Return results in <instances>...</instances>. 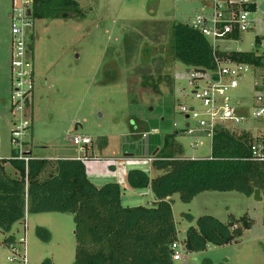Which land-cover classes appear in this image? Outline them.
I'll list each match as a JSON object with an SVG mask.
<instances>
[{"label":"rangeland","instance_id":"obj_1","mask_svg":"<svg viewBox=\"0 0 264 264\" xmlns=\"http://www.w3.org/2000/svg\"><path fill=\"white\" fill-rule=\"evenodd\" d=\"M80 16L35 18L29 46L36 85L30 124L23 141L30 144L36 158L81 156L87 159L85 171L96 186L114 182L118 198L125 206H151L154 195L149 186H128L127 160L153 156L167 134L177 143L183 157L203 159L210 154L211 141L194 127L185 131L187 122L180 105L198 106L191 96L188 81L191 70L165 53L168 27L173 22L190 24L202 13L199 0H76ZM256 24L243 33L242 42L232 48L249 50L254 35H264L262 18L264 0H256ZM9 5L0 0V157H11L9 130L13 120L9 102ZM107 65V66H106ZM117 72L113 82L104 81ZM172 78L169 87L160 84L154 92L140 84V75ZM208 77V74L206 75ZM253 74L243 75L239 89L231 95L245 108L241 128L255 133L264 129V120L251 116L253 109ZM202 84V82H199ZM191 124H195L191 121ZM239 127V128H240ZM91 139L85 149L73 145L71 136ZM194 137L202 144L191 147ZM29 148V147H28ZM26 147V149H28ZM137 166V164H133ZM10 172L12 170L6 166ZM149 177L159 172L146 163ZM255 200L242 189L202 190L189 201L171 195V213L181 241L188 226L198 216L210 215L221 223L243 215L252 219L249 229L223 245L210 242L203 249L185 251L172 264H264V195ZM73 216L65 211L25 213L24 222L15 224L12 233L18 242L25 235L27 264H73L75 238ZM0 264L9 262L8 248L2 245Z\"/></svg>","mask_w":264,"mask_h":264},{"label":"trees","instance_id":"obj_2","mask_svg":"<svg viewBox=\"0 0 264 264\" xmlns=\"http://www.w3.org/2000/svg\"><path fill=\"white\" fill-rule=\"evenodd\" d=\"M72 15H82L76 0H34V18ZM165 53L171 63L177 61L197 72L214 70L213 54L218 58L225 56V51L213 52L210 41L190 24L180 22L168 27ZM228 56L259 64V58L251 52H229ZM106 71L105 82L117 79V72L109 76ZM171 83L172 78L166 74L140 75V84L154 92L159 91L160 84L169 87ZM239 127L218 122L210 154L203 159L183 157L180 146L167 134L151 162L159 173L149 177L145 170L131 168L126 175L132 189L149 186L155 198L151 206L121 204L117 184L96 187L80 159L31 157L25 164L13 158L15 151L11 149V157L0 158L2 243H17L11 229L24 222L26 212L57 210L73 216V264H172L170 245L177 239L172 194L183 201L202 190L242 189L250 195L258 189L264 195V161L252 159L250 151L257 136ZM251 225L252 219L246 215L231 216L226 223L202 215L187 227L182 242L185 251L203 249L208 242L223 245L236 241Z\"/></svg>","mask_w":264,"mask_h":264},{"label":"built area","instance_id":"obj_3","mask_svg":"<svg viewBox=\"0 0 264 264\" xmlns=\"http://www.w3.org/2000/svg\"><path fill=\"white\" fill-rule=\"evenodd\" d=\"M179 1V0H174ZM202 13L197 14L190 26L206 37L214 51H225V56L218 58L213 54L215 67L211 72L191 70L188 85L191 96L199 107L180 105L187 122L185 131L193 133L194 127L212 140L215 126L218 122H227L239 126L246 120L245 108L237 103L231 93L239 89L243 75L253 74V109L251 116L264 120V35H254L249 42V50L232 48L230 44L238 41L240 44L244 32L253 29L256 22V0H199ZM34 0H10L9 5V102L7 110L13 120L9 130V142L15 151L13 158L22 160L25 164L31 158L23 141L24 131L28 128V102L35 87V76L32 64V50L29 46L30 31L34 26ZM264 7V5H263ZM27 11L28 14H27ZM259 22L264 24V8ZM229 52H251L259 58V64L236 61L228 56ZM208 74V77L206 75ZM202 82V84H199ZM194 121L195 124H191ZM73 145L85 149L91 139L84 135H72ZM202 144V140L194 137L191 147ZM251 158L264 161V138L257 136L250 146ZM83 163L86 158L77 156ZM156 158L146 157L140 162L135 158L127 160L129 167L144 169L146 163L151 164ZM137 164V166H133ZM8 250L11 256L9 262L27 264L25 250V235L17 243L10 244ZM171 259L181 260V248L184 243L178 238L170 245ZM185 249V248H184Z\"/></svg>","mask_w":264,"mask_h":264},{"label":"crops","instance_id":"obj_4","mask_svg":"<svg viewBox=\"0 0 264 264\" xmlns=\"http://www.w3.org/2000/svg\"><path fill=\"white\" fill-rule=\"evenodd\" d=\"M34 76H35V73H34ZM35 85H36V79H35ZM34 89H35V87H34ZM34 94V90H33V92H32V95H31V97H30V99H29V102H28V114H31V112H32V110H33V95ZM254 136H261V137H263L264 138V129H258L255 133H252ZM77 135V134H76ZM26 147L28 148L27 149V152L28 153H30V155H31V150H30V144H27L26 143ZM31 157H33L32 155H31ZM76 157V156H75ZM74 156H62V157H58V158H75ZM1 158V157H0ZM36 158V157H35ZM53 158H55V157H53ZM84 166H85V163H84ZM129 170V169H128ZM127 170V171H128ZM86 172V171H85ZM87 174V173H86ZM109 183H114V182H109ZM95 185V184H94ZM96 186V185H95ZM100 186H102V185H100ZM100 186H96V187H100ZM2 245H4L3 243H2ZM6 248L8 247V246H6V245H4ZM17 263V262H16ZM18 264V263H17Z\"/></svg>","mask_w":264,"mask_h":264},{"label":"water","instance_id":"obj_5","mask_svg":"<svg viewBox=\"0 0 264 264\" xmlns=\"http://www.w3.org/2000/svg\"><path fill=\"white\" fill-rule=\"evenodd\" d=\"M28 12L29 11H27V14H28ZM191 92H194V91H191ZM190 92V93H191ZM168 198V197H167ZM253 198L255 199V200H261V195H260V193H259V190L258 189H255L254 191H253Z\"/></svg>","mask_w":264,"mask_h":264}]
</instances>
